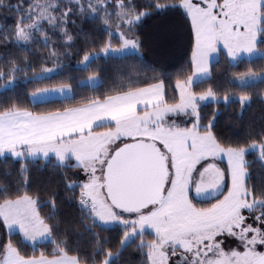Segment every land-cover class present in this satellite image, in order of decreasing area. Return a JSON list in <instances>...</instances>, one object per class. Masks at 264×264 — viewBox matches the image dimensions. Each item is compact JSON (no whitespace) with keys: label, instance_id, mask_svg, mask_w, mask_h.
<instances>
[{"label":"snow or ice","instance_id":"1","mask_svg":"<svg viewBox=\"0 0 264 264\" xmlns=\"http://www.w3.org/2000/svg\"><path fill=\"white\" fill-rule=\"evenodd\" d=\"M2 2L3 0H0V3ZM159 11L160 9H157V12ZM7 12V19L10 22L7 24V31L0 39V44L16 42L18 45L31 46L38 37L39 43L48 52V57L42 60V64H47L49 60L53 64L52 69L42 68L44 72L52 71L63 55L57 50V46H62L64 51L71 55L69 48L76 43L78 37L87 41L85 50L78 61L80 64L87 63L93 56L101 55L105 58L111 56L123 59L129 49H132L140 63L146 60L144 55L146 39L141 35L139 26L151 13L148 10H141L136 0H10ZM3 15V11H0V17ZM77 19L80 23H77ZM85 19L92 22L87 36L79 31L83 29ZM45 24L47 27L42 30L41 26ZM69 25L75 26L78 31L73 33ZM4 28L5 23L0 20V29ZM33 30L36 36H33ZM92 32L97 34L96 43H93ZM114 38H117L118 44L113 43ZM173 43L174 37L164 28H160L147 37L150 50L160 55L165 54ZM36 51H40L39 46ZM215 52L219 54V48L215 49ZM23 58L27 63V51L23 52ZM15 66V61H12L9 82L13 79L12 73ZM149 67L155 73L151 78L137 83L135 88L130 87L128 93L106 95L103 101L97 99L92 102L91 108H85L82 111L92 114L109 113L125 103L133 105L136 111H139L142 107L149 106L151 102L134 96V93L153 89L164 96L171 87L175 89L178 97L177 109L181 113H185L186 110L191 112L186 123L193 124L197 129L203 126L215 139L216 111L214 110L205 120L200 110L201 105L209 98L213 103L221 99L224 104H227L228 94L220 97L211 86L199 94L191 90L196 76L211 74L210 60L202 61L199 67L194 66L186 79L181 78L180 69L171 73L155 65H149ZM3 77L4 73L0 71V80ZM169 80L172 81L171 85ZM58 90L56 88L37 90L32 93V96L47 95L49 91ZM239 103L243 109L247 103H250V97L241 94ZM106 118L100 116V119H89L80 128H70L68 122L76 119V116L67 111L35 113L13 105L10 110L0 112V156H3L5 152L11 153L13 157H22L24 152H27L29 156L39 153L42 157L52 154L61 165L64 187L75 190L73 195L80 209L78 217L72 219L62 217L57 202L59 189L53 188L45 193V203L49 208L51 219L43 216L40 212L39 197L30 188L31 176L27 166L22 162L17 181L19 185L17 193L13 197H9L6 191L0 193V249L6 254L4 264H83V259L78 252L69 251L68 240L70 234L74 236L84 230H89L95 237L93 259L95 260L96 253L99 252V264H111L112 257H119L132 237L138 240L140 260L137 264H240L239 255L251 242L252 237L258 242L255 245L257 250L264 249V188L259 190L254 188L243 168L244 154L250 149L264 160V136H261L259 140L252 139L238 147L229 145L226 149L227 153L233 155L240 173L241 187L235 195L244 201L245 207L239 210L238 216H233L227 226L209 224L212 231L206 234L193 232L188 239L169 245L170 238L163 237L161 230L153 222V205L129 208L119 202H113L108 197H105L102 202L94 195L95 186L101 182V174L105 172L109 160L121 147V141L125 138L117 139L100 167H96L94 163V159L99 157L92 160L82 158L74 141L94 132L100 120ZM221 151L225 150L221 149ZM69 158L71 179L65 170V162ZM221 187L222 191L212 198L209 207L202 210H209L218 199L228 193L230 187L228 172L223 174ZM189 199H193L191 192H189ZM237 219L240 221L238 224L235 223ZM100 225L118 226L115 251L109 248L107 235L103 240L101 239ZM238 230L243 233L242 236L237 235ZM146 231L158 237L159 242L155 239L147 240ZM13 234L18 235L26 246L31 245L30 254L19 251L18 246L12 241ZM57 234L63 236V240L59 243L56 239ZM41 242L51 243L50 253L42 249L38 250ZM261 264H264V260Z\"/></svg>","mask_w":264,"mask_h":264},{"label":"trees","instance_id":"2","mask_svg":"<svg viewBox=\"0 0 264 264\" xmlns=\"http://www.w3.org/2000/svg\"><path fill=\"white\" fill-rule=\"evenodd\" d=\"M181 1L136 0L141 10H148L151 13L139 26L141 35L146 39L144 49L146 60L144 63H140L135 54L132 53L124 55L123 59L111 56L108 58L103 56L94 57L85 67H81L78 61L85 50L87 41L78 37L76 43L69 48L71 55L65 52L62 46H57V50L63 55L53 69L55 70L54 74L49 77L38 78L44 72L42 68H53L50 60L47 64H42V60L48 57V52L39 43L38 37L31 46L18 45L16 42L0 44V71L4 73L3 79L0 80V89L12 82L9 88L0 90V112L10 110L13 105L35 113L41 111L58 112L85 105L97 99L101 101L104 100L106 95L111 96L128 92L130 87L135 88L137 83L144 82L146 78H151L155 73L149 65H155L161 70L167 69L171 73H175L177 69H180L181 78L186 79L192 72L194 40L187 14L179 6ZM9 4L10 0H3L0 3V11L4 13L0 20L5 23V28L0 29V39L7 31V24L10 22L7 19V7ZM157 9H160V11L157 12ZM77 23H80L79 19H77ZM41 27L43 30L47 26L45 24ZM69 27L73 33L78 31L75 26L69 25ZM91 27L92 22L85 19L83 29L79 31H82V34L87 36ZM160 28L166 29L174 37V43L163 55L150 50L147 44V37ZM260 34L261 40L257 42L256 49L259 52H264V30ZM91 35L93 36V43H96L97 34L92 32ZM33 36H36V33H33ZM113 43L118 44L117 38L113 39ZM37 46L40 47L39 52L36 51ZM24 51H27V63H25L23 58ZM12 61H15L16 66L12 73L13 79L9 82V70L12 68ZM263 71L264 56L253 59L242 58L232 63L225 51L219 49L217 60L211 64L210 77L192 85V92L197 94L203 92L209 86L220 97L228 94L229 102L227 104H224L221 99H217L218 101L215 103L202 104L200 109L205 120L214 110L216 111V138L214 140L220 147L228 148L229 145L238 147L252 139L259 140L261 136H264V79L245 86H238L232 82L235 77L240 75L247 73L259 74ZM95 74L96 76H94ZM91 77L99 78V83L96 86L80 84L81 81ZM118 77H123L124 79H119ZM171 83L172 81L169 80L170 85ZM62 85L71 87V97L37 104H32L29 100V95L37 90ZM241 94H246L250 97V103H247L243 109H241L239 103ZM164 100L165 105H175L178 102L175 89L170 87L164 95ZM183 118L184 116L175 114L169 116L168 120L175 123L177 127L186 128L190 126V123L183 122ZM113 127V125L102 126L97 128L96 131L112 129ZM197 131L200 134L207 133L203 126ZM132 140L135 139L129 141ZM153 141L161 145L158 141ZM244 160L246 174L250 177L252 186L257 190L264 188V160L260 159L256 152H247L244 155ZM22 162L27 166L31 176L30 188L39 197L40 212L43 216L50 218V211L45 203V193L50 192L53 188H58L57 202L60 207V215L69 219L78 217L80 209L73 195L75 190L64 187L60 171L61 165L53 158L47 161L16 160L8 156L0 158V193L6 191L9 197H13L17 193L19 188L17 181L19 180V170ZM69 163L70 160L65 163V170L68 172L69 179H71L72 172L68 167ZM192 201L194 202L193 199ZM194 203L202 204V202ZM52 222L54 223V220ZM99 231L102 240L105 235L108 236V246L115 251L118 226H99ZM56 239L59 243L63 240V236L57 234ZM94 239L95 237L91 235L89 230H84L74 236L70 234L68 249L70 252H78L83 259V264H99V252L96 253L95 260L93 259ZM146 239L153 240L155 237L150 233H146ZM12 241L18 246L21 253H31L32 247L22 243L18 235L13 234ZM39 249L50 253L52 250L51 243H41L38 245ZM139 260L138 240L132 237L125 245L120 256L112 257L111 264H137Z\"/></svg>","mask_w":264,"mask_h":264},{"label":"rangeland","instance_id":"3","mask_svg":"<svg viewBox=\"0 0 264 264\" xmlns=\"http://www.w3.org/2000/svg\"><path fill=\"white\" fill-rule=\"evenodd\" d=\"M179 6L184 11L193 8L195 11L207 15L208 19L211 20L209 26H211L214 37L217 38L218 43H225L222 45L232 63L242 58L253 59L264 56V52H259L256 49L257 42L261 40L260 33L264 30V0H182ZM132 53L134 52L128 50L124 55ZM89 61L90 59L87 63ZM87 63L81 64V67H85ZM54 72L55 70L43 72L38 78L49 77ZM261 79H264V71L259 74L240 75L235 77L232 82L238 86H245ZM98 83V77H91L80 82V84L89 86H96ZM11 85L12 82L4 85L0 90L9 88ZM207 101L212 100L209 98ZM175 114L184 116L183 122H186L191 112L186 110L185 113H181L176 109L172 114L162 115L161 118L154 119V122L151 123V126L157 129L155 133L158 137L166 136L161 137L162 140L152 139L161 143L162 147L160 144L158 146L163 153L168 155V166L171 171L168 190L161 206L154 207L152 219L161 230V235L170 238L169 245L188 239L193 232L206 234L212 231L213 229L209 227V224L227 226L229 220L233 216H238L239 210L245 207L244 201L235 195L241 185L239 183L240 173L233 155L226 152L227 148L217 145L213 136L208 132L205 134L198 133L193 124L186 128L177 127L175 123L168 120L169 116ZM130 137L132 136L128 135L122 141L128 142L132 139ZM135 137H138L135 139H140L142 136L137 134ZM114 145L115 142L107 141L100 149V156L97 155V148L95 147L83 149L84 151L78 153L86 160L99 157L94 159V163L96 167H100ZM221 149L225 151L222 152ZM248 152L255 151L250 149ZM4 157L7 156H0V158ZM243 168L245 169V160ZM225 172L230 174L228 193L223 198L218 199L209 210H202L208 208L210 203L207 202H210L214 196L222 191L221 186ZM189 192L193 194L194 202H202V204H196L190 200ZM94 195L102 202L104 201L106 196L100 183L95 186ZM239 222V219L235 221L236 224ZM100 226L111 227L112 225ZM13 231L15 233V229ZM146 233L149 232L146 231ZM237 235L242 236L243 233L238 230ZM155 240L159 242L158 237H155ZM250 240L251 242L239 255L240 264H253L259 257L264 256V249L257 250L255 245L258 242L255 238L252 237Z\"/></svg>","mask_w":264,"mask_h":264},{"label":"crops","instance_id":"4","mask_svg":"<svg viewBox=\"0 0 264 264\" xmlns=\"http://www.w3.org/2000/svg\"><path fill=\"white\" fill-rule=\"evenodd\" d=\"M185 13L187 14V17L189 19L193 34V40H194L193 52H192V71H193V67L194 66L199 67L202 61L210 60L211 64L214 63L218 58V54H216L215 49L219 48L223 51H225V49L222 45L223 42L218 43L217 38L214 37V33L211 30V26H209L210 25L209 21L211 20L208 19L206 14L204 15L199 11H195L193 8L189 9L188 11L185 10ZM223 44L225 45V43ZM129 50L130 52H133L132 49ZM94 57L96 56L91 57L90 60ZM209 77L210 75L207 73L198 75L195 77V80L193 81L192 85L197 82L206 80ZM52 88H56L59 90L56 92L49 91L47 95L34 96V97L32 96L31 93L29 95L30 102L32 104H37L50 100L69 98L72 95V89L68 85H62V86H56V87L44 88V89H52ZM44 89H40V90H44ZM134 96L138 98L148 99L150 100L151 103L149 106L142 107L139 111H136L133 105L125 103V104H121L118 109H115L114 111L109 113L100 112L99 114H92V113L83 112L82 111L83 109L91 108L93 106L92 102L78 107L69 108L64 111H58L62 113L66 111L71 112L76 116V119L70 120L68 122V126L70 128H80L83 125V123H85L89 119H100V116H105L107 118L100 120V123L97 124L96 129L102 126H108V125L114 126L112 129H104L99 131L95 130L94 132L89 133L87 137H81V139L74 141L77 147V151L81 152L84 151L83 149H87L89 147L91 148L95 147L97 148L96 151L97 155L100 156L101 147L107 141H112L116 143L119 137L126 138L128 135H131L132 137L130 138L135 139L138 138L135 137L137 134L138 136H142L141 138H149V139L156 138L162 140L163 137H166V136L163 137L161 136L162 138L158 137L157 133H155L157 129L153 128L151 126V123L154 122V119L161 118L162 115L164 116L166 114H170V113L172 114L174 110L177 109L175 108L176 105L175 106L165 105L164 96H162L159 93V91H154L153 89H146L144 92L134 93ZM206 103H208V101ZM113 121H115V123H113ZM123 143H125V141L124 142L121 141V144ZM4 156H8L16 160L29 159V160L47 161L53 158L57 162L56 158L52 154H49V156L47 157H42L39 153H37L35 156H29L27 152H24L22 157L20 156L13 157L11 153L5 152ZM5 259H6L5 252L2 249H0V264H4Z\"/></svg>","mask_w":264,"mask_h":264},{"label":"water","instance_id":"5","mask_svg":"<svg viewBox=\"0 0 264 264\" xmlns=\"http://www.w3.org/2000/svg\"><path fill=\"white\" fill-rule=\"evenodd\" d=\"M169 157L149 138L121 144L102 173L106 197L129 208L160 207L171 179ZM264 256L253 264H261Z\"/></svg>","mask_w":264,"mask_h":264}]
</instances>
